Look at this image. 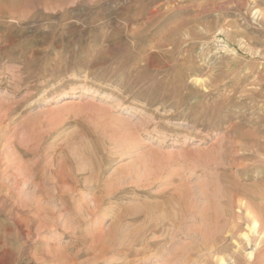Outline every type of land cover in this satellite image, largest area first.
Masks as SVG:
<instances>
[{"label": "rangeland", "instance_id": "374dc122", "mask_svg": "<svg viewBox=\"0 0 264 264\" xmlns=\"http://www.w3.org/2000/svg\"><path fill=\"white\" fill-rule=\"evenodd\" d=\"M244 65L264 0H0V264L227 256L238 203L264 218V97L209 91Z\"/></svg>", "mask_w": 264, "mask_h": 264}, {"label": "bare ground", "instance_id": "6f19581e", "mask_svg": "<svg viewBox=\"0 0 264 264\" xmlns=\"http://www.w3.org/2000/svg\"><path fill=\"white\" fill-rule=\"evenodd\" d=\"M256 15V14H255ZM255 17V16H254ZM189 36V35H188ZM173 37V36H172ZM226 37V36H225ZM224 37V38H225ZM231 38L233 39L234 36L231 35ZM237 38V37H236ZM216 39V38H215ZM226 39V38H225ZM173 40V39H172ZM227 40V39H226ZM221 41V40H220ZM232 42V41H230ZM237 42V41H236ZM172 43V42H171ZM174 43V42H173ZM176 43V42H175ZM234 43V42H233ZM168 45V44H167ZM170 45V44H169ZM236 45V44H235ZM238 46V45H237ZM239 46H241L239 44ZM238 46V47H239ZM224 51L226 52H231L234 55L237 56V54L235 53L234 50H232L228 45H224L223 46ZM170 50V49H169ZM239 50V49H238ZM173 51V50H172ZM240 51V50H239ZM251 51V50H250ZM249 51V52H250ZM248 52V51H247ZM246 53V51H245ZM228 54V53H227ZM248 54V53H247ZM255 56V54H254ZM252 57V56H251ZM233 58V57H232ZM242 63L243 60L241 59ZM250 62V60H248ZM252 61V60H251ZM226 62V61H225ZM229 62V61H227ZM248 63V62H247ZM226 64V63H225ZM239 64V63H238ZM237 64V65H238ZM254 64V63H253ZM252 64V66H253ZM228 71H231L232 68L234 66H230V64H228ZM240 66V65H239ZM256 66V65H255ZM258 67V68H257ZM227 68V67H226ZM254 68V67H253ZM255 68L257 69H261L260 66H256ZM237 69V68H235ZM244 70L246 71L245 73H243V79H239V78H233V76L230 77V75L226 78H228V80L226 79V81H228L230 84L229 85H223L222 87H218L217 84V77L214 76V79L212 81H210L209 85H210V94L216 93V94H220V93H224L223 94V98H225V101L229 102V101H235L236 99L242 100L243 98L252 96L255 99L258 98H262L264 97V87L261 89H259L260 91H258L257 89L260 88H255L257 91H253L251 90V88H253V84L248 83V79L249 78H254V77H262L264 74L263 72H258L259 70L255 71L254 69L244 65ZM242 71V70H241ZM238 72H240V70H238ZM236 73V71L234 72ZM218 74V73H217ZM215 75V74H214ZM242 75V73H241ZM235 76V75H234ZM220 77V76H219ZM241 78V77H240ZM264 79V78H263ZM251 81V79H250ZM256 81V79H255ZM200 82V81H199ZM253 83V82H252ZM195 84V83H194ZM196 84H198V82H196ZM195 84V85H196ZM233 84V85H232ZM182 85V84H181ZM206 85V84H205ZM260 85V84H259ZM197 86V85H196ZM204 88L206 86H203ZM207 91V90H206ZM194 92V91H193ZM198 93V92H197ZM207 93V92H206ZM207 95V94H206ZM182 123V122H181ZM213 132V131H212ZM207 136V135H206ZM236 139V138H235ZM186 143V142H185ZM231 144V143H229ZM234 144V143H233ZM259 144V143H258ZM262 145V144H261ZM232 146V145H231ZM185 147V146H184ZM256 147V146H255ZM253 148V147H252ZM257 148V147H256ZM259 150V148H258ZM256 151V150H255ZM260 153V152H259ZM261 154V153H260ZM257 156V155H256ZM255 157V155H254ZM257 159V158H256ZM253 160V159H252ZM258 166V165H257ZM260 168V166H258ZM264 167V165H263ZM46 170V168H45ZM59 173H61L59 171ZM63 173V172H62ZM29 174V173H28ZM54 175V174H51ZM258 175V174H257ZM259 177V175L257 176ZM22 178V177H21ZM22 181V180H21ZM264 181V180H263ZM66 181L62 178L60 179H56V186L61 187V185H63ZM21 183V182H19ZM45 183V182H44ZM65 185V184H64ZM55 186V187H56ZM35 188H39L37 184H35ZM39 190V189H38ZM243 199V198H242ZM264 201V200H263ZM239 202V201H238ZM19 203V202H18ZM264 203V202H263ZM237 205V204H236ZM236 207V206H235ZM238 207L240 209V216L237 217L238 220L242 223V224H238L239 226H237L236 228H234L236 226L235 225H231V228H228V231L226 234H230L231 236V240H233V246L232 250L230 251V249H228L230 251V253L228 254L227 252V256H220L217 255V253L215 255H210V259L212 258L213 261H211V263L209 264H258L259 261H261L262 263H264V218L262 219L259 214L256 212V210L248 203L246 202H240L238 203ZM238 209V210H239ZM237 211V210H236ZM227 214V213H226ZM230 214V213H229ZM228 214V215H229ZM12 215V214H11ZM106 215V214H105ZM103 215L102 220L100 221H104L106 219L107 216ZM227 215V216H228ZM263 215V214H262ZM234 216V215H233ZM231 216V217H233ZM233 220V219H232ZM231 222V220H229ZM228 221V222H229ZM234 223V222H231ZM230 224V223H229ZM228 224V225H229ZM158 225H154L152 227V229L154 228V230L157 228ZM226 226V225H224ZM224 228V227H221ZM233 229H237L235 232L233 231ZM149 230V228H147V226L144 228L143 231H141L140 233H137L134 237H132L131 240L127 239H123V240H118L115 239V237L112 238V240L110 241V243H118V246H114L111 245L107 251H112L114 248H125V250H127L128 247L132 246L134 243H137L139 241V239L145 234L147 233V231ZM157 230H161V229H157ZM224 230V229H223ZM226 230V229H225ZM117 231V232H116ZM115 232L118 233L119 230H116ZM222 231V229H221ZM220 232V231H219ZM218 232V233H219ZM115 233V234H116ZM218 233L216 234V236L218 235ZM221 236V235H220ZM217 236V237H220ZM128 237V236H127ZM215 237V236H214ZM213 237V238H214ZM144 238V237H143ZM213 238H209L210 240ZM223 239V237H221ZM208 239V240H209ZM217 242L221 241L219 240V238H217ZM208 241V243H212L211 246H209L210 250L213 248L215 249L217 247V242L215 241V239L212 241ZM123 243H130L128 244V246H125ZM219 243V242H218ZM209 244V245H210ZM220 246V245H219ZM227 247L229 246L228 244L226 245ZM208 247V246H207ZM222 246H220L219 248H221ZM218 248V249H219ZM222 248H225L224 246ZM205 249V248H204ZM217 249H215L214 251H216ZM224 250H227V248H225ZM103 253L106 252V248L102 249ZM209 251V250H207ZM219 251V250H218ZM213 252V250H212ZM221 252H225V251H221ZM215 253V252H214ZM105 255V254H103ZM102 255V257H104ZM226 255V254H225ZM214 257V258H213ZM205 259V258H204ZM205 261V260H204ZM210 261V260H209ZM207 263V262H204ZM208 264V263H207Z\"/></svg>", "mask_w": 264, "mask_h": 264}]
</instances>
